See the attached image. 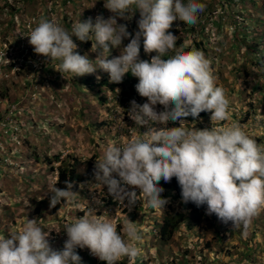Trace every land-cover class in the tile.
<instances>
[{
	"label": "clouds",
	"instance_id": "9594fccd",
	"mask_svg": "<svg viewBox=\"0 0 264 264\" xmlns=\"http://www.w3.org/2000/svg\"><path fill=\"white\" fill-rule=\"evenodd\" d=\"M0 1L5 4L7 0ZM48 1H42L43 8L52 14L53 6L58 4V22L62 27L46 16L30 32L29 44L33 52L40 55L38 61L47 63L48 71L55 70L53 60L59 61L58 76L62 74L69 79V73L77 80V77L94 73V84H99L103 78L108 84H114L112 90L85 86L90 94L97 93L100 105L105 106L111 98L120 96L118 120L121 115L122 120L112 128L115 139L107 141L106 149L102 150L100 145V154L94 150L100 160L91 159L93 154L86 158L84 154L68 153H64L63 157L60 153L52 154V159H49L43 153L42 163L45 164L42 165L51 173L48 185L51 188L49 192L39 190L38 194L44 192L39 203L53 192L45 203L55 210L68 208L59 219L65 222L64 228L57 231L56 225L55 230L50 229L46 233L42 228L47 226L40 227L36 219H26L18 232L9 234L10 238L0 235V264H81L76 249L88 258L99 259L105 264H118L125 257L134 262L142 254L138 246L140 242L144 243L142 236H147L149 240L155 238L153 226L161 222L164 206L167 203L172 206L175 201L181 210H184L180 206L183 201L192 202L197 207L206 205L189 215H196L202 223L205 220L208 222L206 225L215 232L213 240L216 248L217 243H222L223 249H231L234 243L238 244V235L235 238L223 222L239 225L237 231L241 234L247 230L254 216L259 212L264 214V91L262 88L254 91L258 83L264 82V0H231V10L240 17L230 20L227 16L221 18L225 24L218 22L219 27L215 25L217 33H222L223 26L227 27L225 33L232 35V42L234 37L240 39L241 43L238 41L236 48L231 47L234 53H238V59H232L235 67L242 69L244 64L250 63L248 67L252 73L248 75L254 79L247 85L240 83L239 96L238 90L229 84L231 76L225 82L228 84L226 87L216 84L213 61L199 49L193 47L190 50L185 42L186 39L190 42V38L178 36V31H168L174 21H177L176 26H180L181 21L185 23L181 26L188 28L189 25L204 26V21L210 20L207 13H203L207 2L56 0L49 1L50 7L47 8L45 4ZM94 2L99 12L95 21L90 17L89 9ZM84 3L87 6H83ZM223 4L225 2L220 0L215 6L225 7ZM67 6L72 16L77 18L76 23L65 17ZM62 11L64 24L60 17ZM136 11L140 16L136 25L138 32L134 26L136 28L130 34L125 24L117 23V17L129 24L131 29V15ZM13 22L17 26L20 23L15 18ZM28 26L23 22L22 37L18 35L16 42L26 39L30 31ZM244 34L248 36L242 40ZM141 35L143 49L140 52ZM73 37L81 42L94 39L92 49L100 52L94 61H98V65L89 60L88 51L84 50V55L79 53ZM178 38L181 41L176 45ZM125 39H129V43L123 47ZM205 47L206 52L212 49L208 44ZM169 52H174V55L165 59ZM104 53L107 55L101 59ZM109 53L112 59L107 58ZM145 53L155 55L150 60L149 57L140 60ZM261 58L263 60L257 65ZM97 68L103 72H95ZM106 73L108 75L104 76ZM68 79L70 92L85 89L77 82L69 84ZM123 79L126 82H122ZM128 89L130 93H127ZM101 90L105 94L100 93ZM123 91L126 95H121ZM108 92L112 95L107 96ZM100 94L102 101H99ZM11 108L7 106L4 109L7 118L5 116L0 120V132L6 130V120L13 113ZM202 112H210L211 115H201ZM99 138L97 141L101 143ZM259 139H262L261 144L256 142ZM9 142L5 145L10 148L12 144ZM44 145L49 144L45 142ZM33 154L37 157V152L33 151ZM67 155L80 157L82 164L86 162L88 165L86 170L96 167L93 179L80 185L77 192L72 190L73 183L67 180L63 188L54 186L56 169L65 163ZM55 156H58L56 160ZM90 160L91 164L88 163ZM46 161L51 164L52 171ZM80 166L76 168V173L82 177L85 173H78ZM173 178L179 187L169 189L173 191V197H163V188L158 184H167ZM96 184L104 191L96 192ZM82 187H85L84 190L89 187V193L83 195ZM200 214L204 216L203 221ZM31 216L36 214L33 212ZM189 226L198 232L201 230V224L192 223ZM183 230L186 231L185 228ZM52 233L50 241L58 243V239L65 240L62 250H54L50 246L48 235ZM176 233L173 231L172 234ZM199 233L201 240L203 231ZM170 235L167 240L157 242L158 238H155L153 242L168 241ZM204 244L210 247V242L205 241ZM222 252L223 258L232 259L230 255L233 251L231 254ZM202 263L205 264L203 260Z\"/></svg>",
	"mask_w": 264,
	"mask_h": 264
},
{
	"label": "rangeland",
	"instance_id": "374dc122",
	"mask_svg": "<svg viewBox=\"0 0 264 264\" xmlns=\"http://www.w3.org/2000/svg\"><path fill=\"white\" fill-rule=\"evenodd\" d=\"M42 1L44 0H7L5 4L0 1V93L3 95L0 96V113H4L7 106H10V110L13 107L12 115L6 120V130L0 132V235L6 236L7 233L2 230L8 227L10 222H15V226L8 232L6 239L10 238L9 234L20 230L25 219L32 215V209L35 205H38L43 193L45 191L49 192L51 188L48 186L51 173L47 167L42 165L43 153L49 159H52V154L56 153H60L61 157L64 153H68L73 155L84 154V157L89 158L97 148H95L94 140L99 138L98 128L104 126V124L101 125V122L105 121L114 128L116 123L122 120V115L118 120L121 112V103H118L121 99L120 96H117V99L116 97L111 98L110 103L105 104L108 107L106 108L104 105L98 104L97 93L90 94L87 86L82 83L83 76L77 77V83L80 87L85 86L87 91L83 88L84 90H78L76 93L70 92L71 87L69 88L67 84L68 77L62 76V74L57 75L60 71L57 64H53L55 70L48 71V64L46 63L47 68L45 64L38 61L40 55L35 54L29 44L28 36L30 32L46 16L62 27L58 22V4L53 6L54 10L52 14H49V11L43 8ZM49 1L55 2L56 0ZM49 1L45 4L47 8L50 7ZM200 2L206 3L208 0H200ZM83 6H87V3H84ZM65 9V17L76 23L77 18L72 16L68 6ZM89 9L90 17L95 21V18L99 15L95 2L90 4ZM225 10L226 7L217 5L213 12L214 15L210 17V20H206L211 25L205 24L204 30L207 44L212 47L207 53L208 58L214 63L213 74L216 75V84L219 86L224 85V87L228 85L225 82L234 73L235 66H232V59H238V53H234L231 48L232 35L225 33L227 27L223 26L222 33H217L218 29L213 24L218 22L220 25L225 24L221 21V18H217V15L221 12L224 14ZM103 17L106 19L105 16ZM13 18L22 25L23 22H25V25L29 24L30 31L25 40L16 42L18 35L22 37L23 34L21 26H17L16 23L13 25V39L4 33V28ZM193 30H197V26H194ZM99 54L100 52H95L97 57ZM154 55L155 53H145L140 60H145L148 57L150 60ZM8 63H12L11 70L7 68ZM100 93L105 94V91L101 90ZM111 95L109 93L107 96ZM80 99H82V102H79ZM111 106H113L112 109ZM84 120L90 125L84 123ZM87 137L94 139L92 144L88 143ZM6 142L12 144L10 148L5 145ZM45 142L49 145L45 146ZM105 144L109 143L106 141ZM33 151L37 152V157L34 156ZM87 167L86 162H83L82 166L78 168V173L83 175ZM30 178L32 180H29ZM94 182L97 183L96 179ZM94 188L96 192L104 191V188L99 187L97 184ZM84 189L85 187L81 189L83 195L85 192L89 193V187L87 190ZM39 190L44 192L38 194ZM81 190L78 192L80 198ZM171 207L178 213L188 215L196 220V215H189L181 210L177 206V201ZM65 210H68V208L63 210L60 208L53 209L54 214L49 220L57 222L53 226H50L49 223L47 227L42 229L48 233L50 229L55 230L57 225V231H62L65 222L59 219ZM161 213L162 211L159 210V214ZM114 214L116 215V213ZM200 215V220L203 221L204 216ZM72 220H74L73 217ZM192 223L193 221L190 224ZM207 223L206 220L203 223L200 221L197 223L201 224L204 235L201 240H199L201 230L198 232L196 228L193 229L189 225H184L186 229L184 233L171 234L168 241L158 244L153 242L155 238L149 240L147 236H142L144 243L140 242L138 245L142 249V254L138 258L144 264H159L158 259L161 264H181L179 261L184 255L185 264H198L197 257H193L190 252L193 250L196 256L200 245V257L205 264L217 260L218 264H234L229 257H221L223 252L216 248L213 240L215 232L206 225ZM261 234L264 235V214L262 216L259 213L257 220L252 218L247 230L237 236L236 241L238 244H233L232 254L229 251L232 260L238 255L245 254L248 251L247 247H250L251 249H258V255L253 257L254 261L251 260V264L259 263L260 257L264 256V252L259 254L260 251H263L264 246V239L260 237ZM52 235L53 233L50 236L48 235V240L50 246L57 250V242L55 240L50 241ZM56 235L60 237V234ZM121 235L123 236L122 233ZM205 241L210 242V247L206 250L203 249ZM193 245L195 248L190 249V246ZM166 256H170L171 259L165 261ZM219 257H221L220 260ZM263 261L261 260V262ZM242 264L249 263L242 262Z\"/></svg>",
	"mask_w": 264,
	"mask_h": 264
},
{
	"label": "trees",
	"instance_id": "16d2710c",
	"mask_svg": "<svg viewBox=\"0 0 264 264\" xmlns=\"http://www.w3.org/2000/svg\"><path fill=\"white\" fill-rule=\"evenodd\" d=\"M219 2L220 0H208L207 4H206V9L203 13H207V17L210 19V17L213 15V8H216L217 6H215V3ZM221 1H224L225 4H223L225 7H226V10L223 14V12L221 14H218L217 18H225L228 16V18L231 20L232 17H234L235 19L239 18L240 16L237 15V13H233V11L231 10V0H221ZM5 2V1H4ZM64 5V1L61 5V7H63ZM241 14V13H240ZM243 14V13H242ZM244 15V14H243ZM202 17H204L205 15L201 14ZM61 19H62V24H64V14H63V11L61 12V15H60ZM132 19H133V23H132V26L131 29H129V24L123 22V21H120V19L117 17V23L118 24H125L127 26V31L132 34V32L134 31V29L137 27V22L140 18L139 16V11H136L134 14L131 15ZM177 24V21H174L171 25V27L168 29L169 32H174V31H178L179 35H182V37L186 36L187 38H190V42L186 39L185 42L187 43V45L189 46L190 50L194 47L196 49H199L201 50L205 57L207 58L208 57V53L206 52V47H205V44H207V38L204 36V30H205V27L206 25L202 26L200 24L197 25V30H193L194 29V26L192 25H189V28L186 26H181V25H185V23H182L180 21V26H176ZM205 24L207 25H211L210 22L206 21ZM214 25H216L217 27H219V24L218 23H213ZM233 24H235V22L233 21ZM13 25H14V22H13V19L12 21H10L6 28H4V33L8 34L9 37H11L13 39V36H14V29H13ZM19 25H21L19 23ZM10 26V27H9ZM22 26V25H21ZM136 26V27H134ZM72 32V30H71ZM138 32V27H137V31L136 33ZM248 35L244 34L243 37H242V40H245L244 38H246ZM131 38V37H130ZM129 38V39H130ZM15 39V38H14ZM129 39H125L124 43L122 44V46H126L127 43H129ZM73 40L74 42L78 45V51L81 55H84L83 54V51L86 50L88 51V58L89 60L91 61H95L97 59V56L95 55V52L94 49H92V43L94 44L95 41L94 39H92L91 41H86V42H81L79 40H76L75 37H73ZM143 41V36L141 35L140 36V52L142 51L143 49V46H142V42ZM179 41H181L179 38H178V42L176 45L179 44ZM238 41L240 42V39H236L234 37V40L232 42V47L233 48H236L238 46ZM241 43V42H240ZM184 48V47H182ZM187 51V49H184ZM99 52V50H97ZM107 53H104L100 58H104V56H106ZM171 55H174V52H169L167 54V56L165 57L168 58V56H171ZM260 55V54H259ZM234 57V56H233ZM108 59H112V55L111 53H109ZM260 58V57H259ZM209 60V59H208ZM263 60V58H261L260 60L257 61V65H259V61ZM232 62V61H231ZM53 64H57L58 65V61L56 60H53L52 61ZM94 63H97L98 65V61L97 62H94ZM250 65V63H246L244 64V66L242 67V69H239L237 67H235L234 69V73L231 74V81L229 82L231 88L234 87L237 91V94L238 96L240 95V91H239V87H240V83L244 84V85H247L250 81H252L254 78L250 75H248V73H252L250 67H248ZM12 64L10 63L9 65H7L8 68H11ZM232 66H235L232 62ZM101 69L97 68L95 72H100ZM103 71L101 70L100 73H102ZM93 74H90V75H84L82 77V83L86 84L89 88H93V86H97V87H102L104 89H108L109 90H112V86L114 84L110 83L108 84L105 80V78L101 79V81L99 82V84H94L93 83ZM108 74L106 73L104 76H107ZM69 79H68V82L69 84H72V83H75L77 82V80L74 79V77L72 78L71 74H69ZM103 76V74H102ZM122 82H126L125 79L122 80ZM263 89L264 91V82L263 83H258L255 87H254V91H257V90H260V89ZM251 91L253 92V90L251 89ZM127 93H130V90L128 89L127 90ZM126 95L123 92H121V95ZM0 96L2 97L3 95L0 93ZM128 96V95H127ZM126 96V97H127ZM99 101H102L103 97H102V94H100L99 96ZM264 98V95L262 96ZM129 99H131L129 97ZM201 115H207V114H210V112H202L200 113ZM6 116V113H3L2 115H0V120H2L4 117ZM190 117V116H189ZM86 123V122H85ZM107 122L105 121H102L101 122V125L104 124V126L102 127H99L98 128V131L100 132L99 136H101L99 139L101 140V143H98L97 140H94L92 138H89L87 137V141L89 144H92L93 143V140H94V144H96L97 148L95 150H97V152L100 154L102 150H105L106 149V144H104L105 141H110V140H114L115 139V133L113 132V127L110 125V124H106ZM88 125H90V123H88ZM256 142L258 144H261L262 143V139H259V140H256ZM101 145V149L99 148V146ZM58 158V156H55L54 157V160H56ZM98 158L100 160V157L99 155L96 153H93V156L91 157V159H96ZM91 164V160L88 162ZM45 164V163H43ZM46 164L49 166V169L50 171H52V166L51 164H49L48 161H46ZM82 164V161L80 159V157H75V156H70V155H67L66 156V160H65V163L62 165V166H59L57 169H56V173H55V181H54V186L55 187H58V188H63L65 187V184L64 182L67 180L71 183H73L74 187H73V191L77 192L80 185L82 184H87L89 181H91L93 179V177L95 176V170H96V167H93L92 169L90 170H86L84 176H79L77 175L76 173V168L78 166H80ZM161 187L163 188V192L161 195H163V197H165L166 195L170 196V197H173V191H170V190H175L176 187L178 186L179 187V184L177 183V180L176 179H171L169 183H165V182H160L158 184V187ZM170 189V190H169ZM54 193L52 192L49 196H47L46 199H42L40 201V203L38 205H35L34 206V209H33V212L34 214H36L35 217H27L26 219L27 220H33V219H36L37 220V224L38 226L42 227V226H48L49 223H50V226H53L54 223H55V220H49V218L52 216V213H53V207L50 208L49 204L45 203V201H47L48 199H50V196H52ZM180 206L186 211L187 214H190L192 212H196L200 209H204V207L206 205H202V206H199L197 207L194 203L192 202H188V203H185L184 201L183 202H180ZM261 213V212H259ZM258 213V214H259ZM262 216H263V212L261 213ZM25 219V221H26ZM49 220V221H47ZM218 220L220 222H223L222 220H220L218 218ZM253 220H257V215L253 217ZM52 221V222H51ZM193 221V224L195 225H200V224H197L198 223V219H194L188 215H185V214H181V213H178L177 211H175V209H173L170 205H168V203L164 206V211H163V215L161 217V222L158 223V224H155L153 226V230L155 233V238H158L157 239V242H159L160 240H167L169 235L173 233V231H176V232H182L184 233V227L182 228L181 225H191L190 223ZM224 224L228 225V228L229 230H231L232 232V235L235 236L236 238V234L237 235H240L238 233V226H233L231 222H228V223H225L223 222ZM15 226V222H10L9 226L8 227H5L4 230H2L4 233H7L6 236L8 235V232L12 229V227ZM186 230V229H185ZM5 236V237H6ZM55 237V235H54ZM200 237V236H199ZM260 237H262V239H264V235H260ZM200 240V239H199ZM64 242L65 240L63 238L61 239H58V243H57V250H62L63 249V245H64ZM190 248H195V246H191ZM208 248V244H204L203 245V249H207ZM217 248H219L221 251H225V252H229L230 250L232 251V249H229V248H226V249H223V246H222V243L218 244L217 243ZM199 250H200V247L198 246V250L196 252V256L194 255V251L191 250V255L193 257H197V262L198 264H203L202 263V260H201V257H200V253H199ZM247 250L245 252V254H241V255H238L237 257H235V259H231V262H233L234 264H242V262L244 263H249L251 264L252 261H254V258L255 256H257V250L256 249H251L250 247H247ZM78 255L81 257V264H105V262L101 261V260H93V259H90L88 258L84 252L76 249ZM253 251V252H252ZM262 252H264V246H263V251H260L259 254H261ZM222 257V256H221ZM221 257H219V259H221ZM171 259L170 256H166L165 257V261H169ZM252 260V261H251ZM261 260H264V256H261L260 259H259V263L261 262ZM186 260L184 259V256L183 258L179 261L181 264H183ZM161 261L158 259V263H160ZM257 263V264H259ZM263 262H261V264H263ZM118 264H144L142 261H140V258H136V260L133 262V261H130L127 257L125 258H122ZM210 264H218V260L215 262H211ZM222 264H228V263H222ZM231 264V263H230Z\"/></svg>",
	"mask_w": 264,
	"mask_h": 264
},
{
	"label": "bare ground",
	"instance_id": "6f19581e",
	"mask_svg": "<svg viewBox=\"0 0 264 264\" xmlns=\"http://www.w3.org/2000/svg\"><path fill=\"white\" fill-rule=\"evenodd\" d=\"M11 145V144H10Z\"/></svg>",
	"mask_w": 264,
	"mask_h": 264
}]
</instances>
